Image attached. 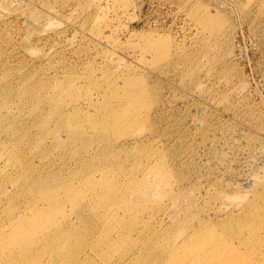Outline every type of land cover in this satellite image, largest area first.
Masks as SVG:
<instances>
[{
    "label": "rangeland",
    "instance_id": "1",
    "mask_svg": "<svg viewBox=\"0 0 264 264\" xmlns=\"http://www.w3.org/2000/svg\"><path fill=\"white\" fill-rule=\"evenodd\" d=\"M0 108V259L264 264V0H0Z\"/></svg>",
    "mask_w": 264,
    "mask_h": 264
},
{
    "label": "bare ground",
    "instance_id": "2",
    "mask_svg": "<svg viewBox=\"0 0 264 264\" xmlns=\"http://www.w3.org/2000/svg\"><path fill=\"white\" fill-rule=\"evenodd\" d=\"M25 90H26V89H25ZM26 91H27V90H26ZM15 99H16V98H15ZM15 99H14V100H15ZM12 101H13V100H12ZM32 108H33V107H32ZM1 109H2V108H0V110H1ZM22 109H23V108H22ZM12 110H13V109H12ZM30 110H31V109H30ZM44 110H45V109H44ZM56 111H58V110H56ZM56 111H55V113H56ZM81 112H82V111H81ZM81 112H80V114H81ZM71 113H72V112H71ZM78 113H79V112H78ZM1 114H3V113H1ZM76 114H77V113H76ZM5 115H6V114H5ZM22 115H24V114H22ZM69 115H70V112H69ZM43 116H44V115H43ZM65 117H66V116H65ZM77 117H78V116H77ZM66 118H67V117H66ZM66 118H64V119H66ZM69 118H70V117H69ZM42 119H43V118H42ZM50 119H51V118H50ZM69 120H70V119H69ZM27 122H28V121H27ZM55 122H56V121H55ZM74 122H75V121H74ZM20 123H21V121H20ZM30 123H31V122H30ZM30 123H29V124H30ZM68 123H69V122H68ZM77 123H78V122H77ZM79 124H80V123H79ZM19 127H20V126H19ZM67 127H68V126H67ZM79 127H80V126H79ZM79 127H78V128H79ZM81 128H82V127H81ZM14 130H15V129H14ZM70 130H71V129H70ZM79 130H80V129H79ZM83 130H84V129H83ZM83 130H82V131H83ZM86 131H87V130H86ZM88 131H89V130H88ZM90 131H91V130H90ZM20 132H21V130H20ZM31 133H32V132H31ZM58 133H59V131H58ZM91 133H92V132H91ZM97 133H99V132H97ZM100 133H101V132H100ZM10 134H11V133H10ZM11 135H12V134H11ZM58 135H59V134H58ZM94 135H95V133H94ZM4 136H5V135H4ZM31 136H32V135H31ZM13 137H14V136H13ZM91 137H92V136H91ZM18 138H19V137H18ZM5 139H6V138H5ZM6 140H7V139H6ZM72 140H74V139H72ZM99 140H100V139H99ZM13 141H14V140H13ZM15 141H16V140H15ZM30 142H31V141H30ZM86 142H87V140H86ZM9 143H10V142H9ZM9 143H8V144H9ZM11 143H12V142H11ZM24 143H25V142H24ZM81 143H83V142H81ZM43 144H44V143H43ZM9 145H11V144H9ZM20 145H21V143H20ZM78 146H79V145H78ZM3 147H4V146H3ZM8 147H9V146H8ZM8 147H7V148H8ZM22 147H23V146H22ZM31 147H32V146H31ZM76 147H77V145H76ZM72 148H74V147H72ZM10 150H12V149H10ZM22 150H23V149H22ZM74 150H75V148H74ZM5 151H6V149H5ZM87 151H88V150H87ZM2 152H3V151H2ZM8 152H10V151H8ZM21 152H22V151H21ZM11 153H12V152H11ZM1 154H2V153H1ZM7 154H8V153H7ZM15 155H16V154H15ZM6 156H7V155H6ZM6 156H5L4 158H6ZM11 156H12V155H11ZM11 156H9V157H11ZM18 156H19V155H18ZM106 156H107V155H106ZM8 159H9V158H8ZM115 159H116V158H115ZM22 160H23V159H22ZM65 162H66V161H65ZM5 163H6V162H5ZM14 163H16V161H14ZM8 164H10V163H7V165H8ZM5 165H6V164H5ZM26 165H27V164H26ZM26 165H25V166H26ZM2 166H3V165H2ZM23 166H24V165H23ZM9 167H10V166H9ZM18 167H19V166H18ZM64 167H65V166H64ZM66 167H67V165H66ZM66 167H65V168H66ZM1 168H2V167H1ZM24 168H25V167H24ZM66 170H67V168H66ZM12 172H13V171H12ZM2 173H3V172H2ZM38 173H39V172H38ZM22 174H23V173H22ZM51 174H52V173H51ZM51 174H50V175H51ZM85 174H86V173H85ZM40 175H41V174H40ZM52 175H53V174H52ZM54 175H55V174H54ZM54 175H53V176H54ZM0 176H1V174H0ZM22 176H23V175H22ZM24 176H25V175H24ZM55 177H57V176H55ZM20 178H21V177H20ZM47 178H48V177H47ZM163 178H164V177H163ZM24 179H25V177H24ZM87 179H88V178H87ZM88 180H89V179H88ZM22 182H23V181H22ZM85 182H86V181H85ZM85 182H84V184H85ZM63 184H64V183H63ZM85 185H86V184H85ZM85 185H84V186H85ZM87 185H88V184H87ZM87 185H86V186H87ZM37 186H38V185H37ZM55 186H56V185L54 184V187H55ZM60 186H61V185H60ZM23 187H24V186H23ZM31 187H33V186H31ZM54 187H53V188H54ZM66 187H68V186H66ZM27 188L29 189V185H28ZM60 188H61V187H60ZM63 188H64V187H63ZM68 188H69V187H68ZM68 188H67V189H68ZM33 189H34V188H33ZM25 190H26V189H25ZM25 190H24V191H25ZM30 190H31V188H30ZM37 190H38V189H37ZM37 190H36V191H37ZM57 190H58V189H57ZM57 190H56V191H57ZM93 190H94V188H93ZM26 192H27V190H26ZM91 192H92V191H91ZM27 194H28V193H27ZM40 194H41V193H40ZM54 195H55V193H54ZM36 196H37V195H36ZM10 197H11V196H10ZM38 197H39V195H38ZM54 197H55V196H54ZM54 197H53V198H54ZM8 198H9V197H8ZM51 198H52V197H51ZM53 198H52V199H53ZM33 199H34V198H33ZM40 199H41V198H40ZM43 199H44V198H43ZM38 202L41 203L42 201H38ZM38 202H37V203H38ZM32 204H34V203H32ZM34 206H35V205H34ZM36 207H37V206H36ZM43 207H44V206H43ZM31 208H32V207H31ZM39 208H40V207H39ZM36 211H37V210H36ZM60 211H61V210H60ZM40 212H41V211H40ZM57 212L59 213V211H57ZM6 213H7V212H6ZM54 213H55V212H54ZM9 214H11V213L9 212ZM20 214H21V213H20ZM41 214H42V213H41ZM23 215H24V214H23ZM23 215H22V216H23ZM37 215H39V214H37ZM48 215H49V214H48ZM12 216H13V215H12ZM22 216H20V218H21ZM50 216H51V215H50ZM47 217H48V216H47ZM18 218H19V216H18ZM18 218H17V221H18ZM20 218H19V219H20ZM22 218H23V217H22ZM52 218H53V215H52ZM119 218H120V217H119ZM119 218H118V219H119ZM15 219H16V218H15ZM118 219H117V220H118ZM20 220H21V219H20ZM22 220H23V219H22ZM56 220H57V219H56ZM30 221H31V220H30ZM46 221H47V220H46ZM119 221H120V219H119ZM9 222H10V221H9ZM19 222H20V221H19ZM21 222H22V221H21ZM21 222H20V223H21ZM117 222H118V221H117ZM20 223H19V224H20ZM55 223H56V221H55ZM55 223H54V224H55ZM19 224H17V226H18ZM47 224H48V223H47ZM71 224H72V223H71ZM9 225H10V226H11V225L14 226V224H10V223H9ZM10 226H9V227H10ZM19 226H21V225H19ZM119 226H120V225H119ZM9 227H8V228H9ZM47 227H48V226H47ZM50 227H51V226H50ZM5 228H6V227H5ZM5 228H4V229H5ZM18 228H19V227H18ZM18 228H17V229H18ZM51 228H53V227H51ZM12 229H13V228H12ZM13 230H14V229H13ZM49 230H51V229H49ZM49 230H47V231H49ZM53 230H54V229H53ZM62 231H63V230H62ZM12 232H13V231H12ZM12 232H11V233H12ZM133 232H134V231H133ZM47 233H48V232H47ZM51 233H52V232H51ZM126 233H127V232H126ZM136 233H137V232H136ZM48 234H49V233H48ZM98 234H99V233H98ZM124 234H125V233H124ZM134 234H135V233H134ZM137 234H138V233H137ZM5 235H6V234H4V237H5ZM18 235L21 237L22 234L20 235V232H19ZM39 235H40V234H39ZM129 235H130V234H128V236H129ZM6 236H7V235H6ZM8 236H9V235H8ZM49 236H50V235H49ZM97 236H98V235H97ZM135 236H136V235H135ZM50 237H51V236H50ZM69 237H70V236H69ZM12 238H13V237H12ZM15 239H17V238H15ZM95 239H96V238H95ZM100 239H101V238H100ZM128 239H129V238H128ZM131 239H132V238H131ZM140 239H141V237H140ZM140 239H139V240H140ZM11 240H12V239H11ZM48 240H49V239H48ZM63 240H64V239H63ZM131 241H132V240H131ZM247 241H248V240H247ZM7 242H8V241H7ZM13 242H14L15 245H17V246H15L14 249L12 248L13 251L10 249L9 251L3 252V254H1V255H2V258L0 259V264H9V260L11 259V256H12V255H15V256L18 255L19 257H21V258L24 259L25 261H26V260L29 261L30 263H28V264H34L35 260L32 261V255H33L34 253H35L34 255H36V253H38L37 250H36V252L34 251V252L32 253V250H33V249H32V250L29 249L27 245L24 246L20 241H16V240H14ZM100 242H101V241H100ZM95 243H96V242H95ZM95 243H94V244H95ZM102 243H104V242H102ZM189 243H190V242H189ZM242 243H243V242H242ZM39 244H40V243H39ZM97 244H98V243H97ZM177 244H178V243H177ZM5 245H6V244H5ZM5 245H3V246H1V247L3 248V247H5ZM37 245H38V244H37ZM68 245H69V244H68ZM95 245H96V244H95ZM104 245H105V244H104ZM107 245H108V244H107ZM186 245H187V244H186ZM240 245H241V244H240ZM38 246H39V245H38ZM38 246H37V247H38ZM41 246H42V245H41ZM177 246H178V245H177ZM39 247H40V246H39ZM68 247H69V246H68ZM33 248H35V246H34ZM55 248H56V246H55ZM63 248H64V247H63ZM66 249H67V248H66ZM151 249H152V248H151ZM246 249H247V248H246ZM39 250H40V249H39ZM158 251H159V250H158ZM248 251H249V250H248ZM47 252H48V251H47ZM56 252H57V249H56ZM156 252H157V251H156ZM245 253H246V252H245ZM47 254H48V253H47ZM59 254H60V253H59ZM68 254H69V253H68ZM78 254H79V253H78ZM34 255H33V257H34ZM39 255H40V254L38 253V256H39ZM45 255H46V254H45ZM45 255L42 256V257H45ZM62 255H64V254H62ZM64 256H65V255H64ZM72 256H73V255H72ZM248 256H249V255H248ZM35 257H36V256H35ZM66 257H67V256H66ZM73 257L76 258L75 255H74ZM37 258H38V257H36V260H37ZM77 258H78V257H77ZM34 259H35V258H34ZM38 259H39V258H38ZM40 259H41V258H40ZM68 259H69V257H68ZM68 259H67V260H68ZM78 259H79V258H78ZM127 259H128V258H127ZM67 260H66V261H67ZM75 260H76V259H75ZM11 261H12V260H11ZM16 261H17V259H16ZM25 261H24V262H25ZM27 261H26V262H27ZM40 261H42V260H40ZM40 261L38 260V263H39ZM77 261H78V260H77ZM79 261H80V259H79ZM18 262H19V261H18ZM122 262H123V261H122ZM19 263H20V262H19ZM40 263H41V262H40ZM120 263H121V262H120ZM11 264H12V262H11ZM125 264H126V263H125Z\"/></svg>",
    "mask_w": 264,
    "mask_h": 264
}]
</instances>
